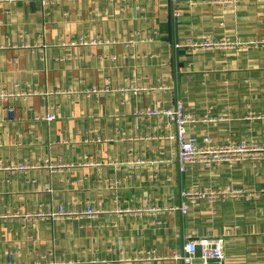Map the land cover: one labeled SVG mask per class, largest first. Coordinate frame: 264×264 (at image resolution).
Masks as SVG:
<instances>
[{
  "label": "crops",
  "instance_id": "crops-1",
  "mask_svg": "<svg viewBox=\"0 0 264 264\" xmlns=\"http://www.w3.org/2000/svg\"><path fill=\"white\" fill-rule=\"evenodd\" d=\"M203 36L258 44L175 47ZM178 100L217 118L193 134L264 143V0H0V264H184L219 236L222 264H264V159L181 173L174 124L139 115ZM204 186L240 195L183 214Z\"/></svg>",
  "mask_w": 264,
  "mask_h": 264
},
{
  "label": "built area",
  "instance_id": "built-area-1",
  "mask_svg": "<svg viewBox=\"0 0 264 264\" xmlns=\"http://www.w3.org/2000/svg\"><path fill=\"white\" fill-rule=\"evenodd\" d=\"M43 6L49 4L54 0H38ZM135 2L151 3L156 0H132ZM175 6L181 3L190 2L192 0H169ZM175 21L178 23L180 20V12L175 10L173 13ZM97 40H87L80 38L78 43L80 44H94ZM72 44H75L73 42ZM258 42L254 40H248L246 42H225L215 41L210 36H203L200 38H187L184 41L177 42L175 47L177 49H190V50H209L214 48H221L223 46H232L239 48L257 47ZM12 113L13 110L9 109ZM139 115H143L149 118H161L165 119L168 123L174 124L175 132L173 134L166 135V139L175 141L176 143V156L178 159L179 170L181 173H186L188 169L197 164H222L230 163L232 161H247V160H260L264 159V146H255L250 143L240 142L233 143L226 141L223 143H215L210 136L199 137L192 133V129L199 121L204 123H212V119L203 117L198 119L193 113H191L181 100L176 101L174 106L168 109L152 108L144 112H140ZM224 114L221 118H225ZM47 122L54 121L56 116L53 112L47 113L45 116ZM263 153V155H262ZM264 196V188L262 190ZM240 195V191L234 190L230 186L224 188H215L212 186H204L202 188H191L182 193L183 201L180 207V211L183 214H187L188 211L201 201H205L210 205H216L224 202L228 199L237 198ZM63 207L59 208V216H64ZM176 208V209H177ZM173 209V208H171ZM86 213L94 215L95 210L87 208ZM224 246L225 238L219 237H205L196 241L194 239L189 240L185 246L183 253L177 255L175 258L181 260L184 264H190L195 257L197 248L200 247L201 258L203 260H218L219 263L224 259ZM9 259L10 256H8ZM9 264H12L10 261Z\"/></svg>",
  "mask_w": 264,
  "mask_h": 264
},
{
  "label": "water",
  "instance_id": "water-1",
  "mask_svg": "<svg viewBox=\"0 0 264 264\" xmlns=\"http://www.w3.org/2000/svg\"><path fill=\"white\" fill-rule=\"evenodd\" d=\"M190 264H222V263H219L218 260H212V259L203 260L201 258L200 247H198L197 251L195 253V257H194V259L192 260V262Z\"/></svg>",
  "mask_w": 264,
  "mask_h": 264
},
{
  "label": "rangeland",
  "instance_id": "rangeland-1",
  "mask_svg": "<svg viewBox=\"0 0 264 264\" xmlns=\"http://www.w3.org/2000/svg\"><path fill=\"white\" fill-rule=\"evenodd\" d=\"M204 117H207L208 119H212V120H214V121H212V123L214 124L215 122H216V120H217V118H215V117H208V116H204ZM220 117V119H221V116H219ZM225 118H227V114L225 115ZM230 141V140H229ZM230 142H232V141H230ZM238 143H240V142H238ZM247 143V142H246ZM235 144H237V143H235ZM250 144H252V145H255V146H260V145H262V146H264V143L263 144H257V143H255V142H253V143H250ZM262 155H263V153H262Z\"/></svg>",
  "mask_w": 264,
  "mask_h": 264
}]
</instances>
